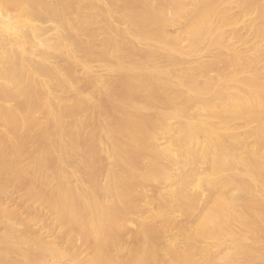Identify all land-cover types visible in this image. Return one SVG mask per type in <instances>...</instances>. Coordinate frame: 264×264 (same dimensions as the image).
I'll return each mask as SVG.
<instances>
[{
	"label": "bare ground",
	"instance_id": "bare-ground-1",
	"mask_svg": "<svg viewBox=\"0 0 264 264\" xmlns=\"http://www.w3.org/2000/svg\"><path fill=\"white\" fill-rule=\"evenodd\" d=\"M0 264H264V0H0Z\"/></svg>",
	"mask_w": 264,
	"mask_h": 264
},
{
	"label": "rangeland",
	"instance_id": "rangeland-1",
	"mask_svg": "<svg viewBox=\"0 0 264 264\" xmlns=\"http://www.w3.org/2000/svg\"><path fill=\"white\" fill-rule=\"evenodd\" d=\"M10 196H11L12 198H11ZM10 196H8V198H5V202H6V203L8 202V204L11 203L10 205L13 204V205L15 206V205L17 204V203H16V201H17L16 199L18 198V194H17L16 192H13ZM14 197H15V198H14ZM9 198H10V199H9ZM12 200H13L15 203H12ZM10 201H11V202H10ZM13 205H12V206H13Z\"/></svg>",
	"mask_w": 264,
	"mask_h": 264
}]
</instances>
